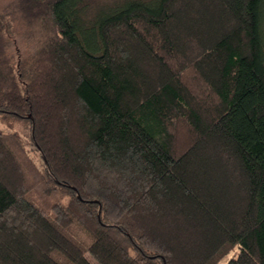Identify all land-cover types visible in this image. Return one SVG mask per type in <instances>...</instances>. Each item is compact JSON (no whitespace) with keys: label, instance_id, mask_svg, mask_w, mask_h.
<instances>
[{"label":"trees","instance_id":"16d2710c","mask_svg":"<svg viewBox=\"0 0 264 264\" xmlns=\"http://www.w3.org/2000/svg\"><path fill=\"white\" fill-rule=\"evenodd\" d=\"M85 2L0 17V264H264V0Z\"/></svg>","mask_w":264,"mask_h":264},{"label":"rangeland","instance_id":"374dc122","mask_svg":"<svg viewBox=\"0 0 264 264\" xmlns=\"http://www.w3.org/2000/svg\"><path fill=\"white\" fill-rule=\"evenodd\" d=\"M10 0H0V17L3 21V23L7 26V34L10 38L12 39H17L19 40V35L14 31V27H8L10 25V20L7 16H5L4 14V6H6L8 4ZM130 1V0H86L85 2V15H84V19L85 22L87 24H89L90 22H92L95 17L98 15V13L100 12V10H104V9H109V8H113V7H117L119 5H122L123 3ZM142 1H150V0H142ZM14 131H18L22 134L25 133L26 131V127H24L23 125H16L15 130ZM33 156L34 153L32 154ZM36 161H38V159L35 156Z\"/></svg>","mask_w":264,"mask_h":264}]
</instances>
